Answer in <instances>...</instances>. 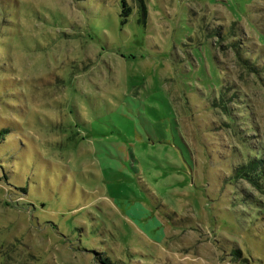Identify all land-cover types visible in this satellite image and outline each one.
I'll list each match as a JSON object with an SVG mask.
<instances>
[{
	"label": "rangeland",
	"instance_id": "1",
	"mask_svg": "<svg viewBox=\"0 0 264 264\" xmlns=\"http://www.w3.org/2000/svg\"><path fill=\"white\" fill-rule=\"evenodd\" d=\"M263 79L264 0H0V264H264Z\"/></svg>",
	"mask_w": 264,
	"mask_h": 264
},
{
	"label": "trees",
	"instance_id": "2",
	"mask_svg": "<svg viewBox=\"0 0 264 264\" xmlns=\"http://www.w3.org/2000/svg\"><path fill=\"white\" fill-rule=\"evenodd\" d=\"M129 12H130V8L129 7H125L124 10H123V15L124 16H127ZM220 31H223V34L221 35L220 32H219L218 34H220V36L218 38L219 39H225V40L228 38V43L237 51V53L240 56V52L236 49V46H235V44H236L235 40L234 39H229V38L232 37L231 34L233 32H230V30L229 29H226V28H220ZM245 51H246V49H244L242 53H245ZM242 59H245V57L242 58ZM246 59L244 60V61H246L245 63H247V65H248L249 68H251L252 70H254L257 67V65L255 63H250ZM252 62H254V61L252 60ZM260 68H261V66H260ZM261 71H263V70H261ZM260 78H263V77L260 76ZM262 82H264V79L262 80ZM4 132H5L4 130L0 131V137L3 135ZM253 152L254 153H251L252 155H249L248 151H246V157L248 158L250 156L249 157L248 164L246 166L239 165L236 168H234L235 169L234 170L235 171V174H237L239 176H248L251 173L257 174L256 173L257 170L260 169V171L258 172V174H259V177L263 180L264 179V171H262L261 168H259V167L263 166L262 163H264L263 160L261 159L262 158L261 157L262 154L260 152H258V151H253ZM256 156H258L259 159H257ZM244 194L247 197H249V198L252 197V196H249L246 192H244Z\"/></svg>",
	"mask_w": 264,
	"mask_h": 264
}]
</instances>
